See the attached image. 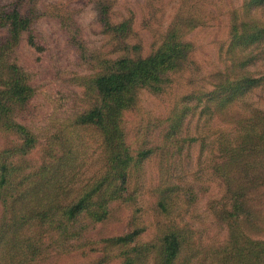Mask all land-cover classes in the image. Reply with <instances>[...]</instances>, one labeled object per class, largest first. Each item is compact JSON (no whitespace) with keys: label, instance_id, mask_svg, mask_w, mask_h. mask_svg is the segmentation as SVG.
<instances>
[{"label":"rangeland","instance_id":"obj_1","mask_svg":"<svg viewBox=\"0 0 264 264\" xmlns=\"http://www.w3.org/2000/svg\"><path fill=\"white\" fill-rule=\"evenodd\" d=\"M249 1L0 0V51L9 49L4 62L16 65L34 90L18 115L39 137L40 147L24 163L36 165L51 143L58 151L70 150L73 160L60 168L61 197L106 170L99 133L73 124L97 102L90 80L121 58L147 57L165 43L182 52L178 66L154 89L132 93L134 103L119 118L131 155L138 160L147 154L130 169L127 199L109 203L106 221L89 227L74 242L75 251L38 264H120L118 248L88 243L130 230L141 231L137 244L150 246V256L168 230L180 231L182 258L191 259L189 264H232L237 245L264 241V152L245 153L228 173L234 188L244 189L246 215L233 210L221 174L225 147L241 149L247 126L264 121V81L233 99L222 90L226 77L240 71L264 75V37L260 45L241 41L230 47L243 21L264 25V2L254 7ZM12 7L29 19L15 45L3 20ZM103 9L112 25L126 24L121 39L102 24ZM239 57L243 67L237 69L231 63ZM7 78L0 68V83ZM18 137L0 132V151L16 145Z\"/></svg>","mask_w":264,"mask_h":264},{"label":"trees","instance_id":"obj_2","mask_svg":"<svg viewBox=\"0 0 264 264\" xmlns=\"http://www.w3.org/2000/svg\"><path fill=\"white\" fill-rule=\"evenodd\" d=\"M263 2L249 1L254 7ZM3 20L7 23L8 38L14 45L17 44L21 35L29 29V19L18 8L12 7L3 15ZM100 20L115 39H121L126 24L112 25L104 9ZM263 34V24L254 20L243 21L240 29L234 31L230 47H236L241 41L250 47L260 45ZM8 52V48L0 51V68L8 72L5 83H0V132L18 135L19 142L0 151V264H38L72 252L71 249L75 251L78 246L74 242L80 241L89 227L106 221L108 204L127 199L130 169L147 154L140 153L138 160L131 155L119 118L134 103L132 93L136 89H154L166 72L178 66L182 52L178 46L165 43L147 57L121 58L106 72L90 80L97 102L90 110L77 116L73 124L77 128H94L99 133L106 155V170L86 182L77 192H70L71 195L64 197L59 194L60 180L64 176L60 168L61 164L73 160L70 150L58 151L57 144L51 143L47 148L43 147L44 157L36 165L24 163L26 156L40 147L39 137L19 121L18 115L19 110L30 103L34 90L16 65L4 62ZM239 62H242L240 57L231 64L238 69L243 67ZM263 81L264 75L254 77L248 71H240L231 80L226 77L222 90H229L233 99L237 94L244 93L245 88L254 89ZM260 124L264 121L247 126L241 149L225 147L228 157L221 174L237 214L248 213L242 202L245 192L243 187L234 188V181L228 173L244 160L245 153L264 152V130H258ZM61 153L64 156L59 157ZM51 168L56 173L48 175ZM164 199L161 197L159 201L163 210ZM140 232L130 230L88 244L118 248L120 264H148L152 259L153 264L191 263V259L182 258L184 250L180 231L168 230L161 237L154 256H150V246L137 244ZM232 252V264H264V241L246 239Z\"/></svg>","mask_w":264,"mask_h":264}]
</instances>
